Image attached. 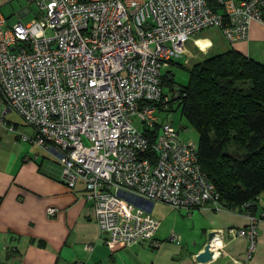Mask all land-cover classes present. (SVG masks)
<instances>
[{"label": "built area", "instance_id": "1", "mask_svg": "<svg viewBox=\"0 0 264 264\" xmlns=\"http://www.w3.org/2000/svg\"><path fill=\"white\" fill-rule=\"evenodd\" d=\"M29 2L40 13L27 24L9 26L0 12V121L16 114L34 133L23 140L59 167L62 182L83 183L104 244L157 247L154 204L220 210L196 145L158 116L170 100L162 70L205 29L230 43L246 39L252 22L264 25V0ZM246 217L228 234L248 242L247 262L258 233L256 218ZM221 239L217 232L211 242L214 259L226 254Z\"/></svg>", "mask_w": 264, "mask_h": 264}, {"label": "crops", "instance_id": "2", "mask_svg": "<svg viewBox=\"0 0 264 264\" xmlns=\"http://www.w3.org/2000/svg\"><path fill=\"white\" fill-rule=\"evenodd\" d=\"M7 1L0 0V6ZM229 50L264 64V25L252 22L247 38L234 43L228 42L218 28L205 29L188 40L185 53L164 70L170 72L184 55L187 59L180 66L193 67ZM15 131L16 125L5 118L0 121V264H198L195 256L213 232L221 234L226 254L206 264H231L230 257L245 264H264V193L253 211L258 235L247 262L248 242L228 234L230 229L248 225L246 214L241 210H215L211 204L194 210L180 229L174 223L172 229L177 232H168L159 220L154 238L157 247L138 245L111 251L94 221L93 204L85 199L83 183L77 181L70 189L57 169L49 164L45 168L42 152L34 145L17 142ZM26 136L32 138L33 131ZM48 209H54V215H48ZM178 233L181 242L171 240ZM88 245L92 247L90 252L85 250Z\"/></svg>", "mask_w": 264, "mask_h": 264}, {"label": "trees", "instance_id": "3", "mask_svg": "<svg viewBox=\"0 0 264 264\" xmlns=\"http://www.w3.org/2000/svg\"><path fill=\"white\" fill-rule=\"evenodd\" d=\"M170 74L161 77L163 96L170 95L166 112L176 103L197 133L198 161L220 207L254 216L264 193V64L229 50L193 66L185 86ZM232 145L243 153L229 154Z\"/></svg>", "mask_w": 264, "mask_h": 264}, {"label": "rangeland", "instance_id": "4", "mask_svg": "<svg viewBox=\"0 0 264 264\" xmlns=\"http://www.w3.org/2000/svg\"><path fill=\"white\" fill-rule=\"evenodd\" d=\"M27 10L28 12H24ZM0 12L1 14L5 17L6 19V24L7 25H13L14 23H22V24H27L34 18L39 16L40 9L34 2H29V0H9L3 5L0 6ZM24 12V13H23ZM187 59V56H182L178 60H174L176 64L172 66L168 71L171 72V77L173 81L178 85V86H185L188 83L189 80V70L192 67V64H189L188 67H182L180 65H184L185 60ZM166 72V70H162V73ZM163 91L165 93L168 92V87L163 86ZM158 116L160 120H162L163 123H168L171 126H173L175 129H177L180 132V137L186 141L190 142L192 144L197 145V133L185 122V120L181 117V112L180 109L177 107L176 103L171 104V108L168 110V112H161L158 113ZM5 121L9 122L10 125H16L17 126V131L16 136H18L17 142H21L23 144L29 142H25L23 140V136L29 135L31 129L28 128L22 120L14 113H8L5 116ZM136 125V123L134 122ZM137 126V125H136ZM38 150V149H37ZM41 152V151H40ZM37 151L38 155L41 157L40 159L42 160V155L41 153ZM227 152L233 156H239V153H243V150L239 148L237 145H232L230 148L227 150ZM45 163V168H48V164L51 165L53 168L57 169L59 171V167L52 163V161L48 159H44ZM152 214L154 217H156L158 220L161 221V224L165 227H168V232H177L172 229V226L174 223L177 222V229H180L183 225L186 223L184 222L185 220L189 219L191 217V213L187 214L185 211H174L173 209L168 208L167 206L164 205H156L154 207V210L152 211ZM171 234V233H170ZM176 236L180 237L181 242V235L178 234H173ZM183 244V243H182Z\"/></svg>", "mask_w": 264, "mask_h": 264}, {"label": "water", "instance_id": "5", "mask_svg": "<svg viewBox=\"0 0 264 264\" xmlns=\"http://www.w3.org/2000/svg\"><path fill=\"white\" fill-rule=\"evenodd\" d=\"M177 97L174 98V100ZM215 232L210 233L207 237V243L204 246L203 250L201 252H199L196 256H195V262L198 264H206L208 262H212L214 260V253L211 251L210 249V245L212 240L215 237Z\"/></svg>", "mask_w": 264, "mask_h": 264}, {"label": "clouds", "instance_id": "6", "mask_svg": "<svg viewBox=\"0 0 264 264\" xmlns=\"http://www.w3.org/2000/svg\"><path fill=\"white\" fill-rule=\"evenodd\" d=\"M209 46H210V44H209Z\"/></svg>", "mask_w": 264, "mask_h": 264}]
</instances>
